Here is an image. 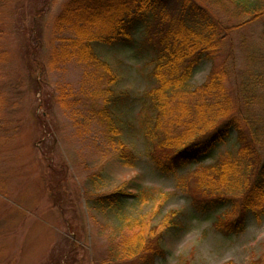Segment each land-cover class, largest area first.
<instances>
[{
  "label": "rangeland",
  "instance_id": "obj_1",
  "mask_svg": "<svg viewBox=\"0 0 264 264\" xmlns=\"http://www.w3.org/2000/svg\"><path fill=\"white\" fill-rule=\"evenodd\" d=\"M68 2L0 0V264H106V248L118 231L158 204L152 223L158 225L173 210L179 212L181 228L162 236L165 250L155 264H248L262 256L264 213L250 214L241 233L222 235L212 222L226 204L198 214L191 203V187L206 175L203 169L234 149V134L174 176L154 169L139 127L138 97L152 84L151 55L138 45L139 28L131 44L90 42L113 71L114 91L129 94L121 96L119 111L112 108L119 134L109 137L92 111V105L103 103L101 90L108 86L96 79L104 69L89 62L76 44L95 30L78 34L71 18L60 29L55 25ZM226 14L222 20L237 23ZM246 20L230 32L225 55L215 61L231 56L225 84L235 97L239 83L248 86L243 83L248 70L264 74V17ZM211 67V62H202L189 85L203 83ZM249 92L246 109L264 122V88L258 85ZM118 140L135 152L134 166L121 163ZM124 181L130 192L142 191L145 200L128 198L122 211L95 206V194Z\"/></svg>",
  "mask_w": 264,
  "mask_h": 264
},
{
  "label": "trees",
  "instance_id": "obj_2",
  "mask_svg": "<svg viewBox=\"0 0 264 264\" xmlns=\"http://www.w3.org/2000/svg\"><path fill=\"white\" fill-rule=\"evenodd\" d=\"M65 5L56 19L59 29L64 19L71 18L78 34L87 28L95 30L76 44L89 62L104 69L96 79L97 83L107 81L108 86L101 90L103 103L92 105V111L109 137L119 134L113 125L112 108L119 111L121 98L129 94L114 91L113 71L94 53L90 42L131 44L139 28L138 45L151 55L148 76L152 81L138 97L142 109L139 127L154 169L174 176L211 155L234 134V149L203 169L206 175L191 187L194 193L190 197L198 214L217 211L226 204L212 222L213 230L222 235L241 233L250 214L264 213V122L246 109L250 101L247 93L255 92L258 85L264 88V74L248 70L243 82L248 86L239 83L235 97L225 84L233 66L231 56L215 61L225 55L231 31L246 18L254 21L264 17V0H69ZM227 11L226 17L235 19L236 24L222 20ZM204 61L212 63L208 75L203 83L191 87L194 70ZM117 142L121 163L134 166L135 152L125 142ZM129 189V182L124 181L109 192L95 194L94 204L101 210L122 211L128 198L145 200L142 191ZM158 205L136 220L127 217L133 221L126 224L125 231H118L116 240L106 248V264H155L163 256L162 236L170 229L178 231L181 225L176 222L179 212L171 210L155 226L152 221ZM248 264H264V252Z\"/></svg>",
  "mask_w": 264,
  "mask_h": 264
}]
</instances>
